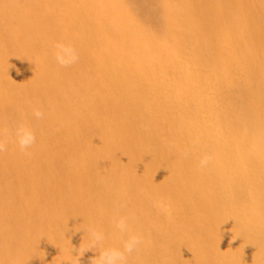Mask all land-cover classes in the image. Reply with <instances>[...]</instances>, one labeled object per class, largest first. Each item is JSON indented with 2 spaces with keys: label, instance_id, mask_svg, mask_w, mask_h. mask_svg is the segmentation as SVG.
<instances>
[{
  "label": "bare ground",
  "instance_id": "bare-ground-1",
  "mask_svg": "<svg viewBox=\"0 0 264 264\" xmlns=\"http://www.w3.org/2000/svg\"><path fill=\"white\" fill-rule=\"evenodd\" d=\"M111 1L115 9L119 0ZM215 1L208 0L225 16L226 32L216 15L198 23L197 36L213 49L231 37L225 52L245 76L211 77L221 102L198 95L175 126L163 124L156 98L129 91L154 87L137 80L127 44L119 58L111 55L112 20L97 0H0V264L72 262L88 246L89 227L103 231V246L121 247L126 237L114 214L142 237L126 264H264V0ZM140 4L138 22L153 42L163 34L178 49L190 40L188 4L176 12L162 0ZM161 18L180 30L158 28ZM60 41L79 52L69 67L54 60ZM178 101L170 104L181 111ZM19 123L36 137L23 151L14 139ZM205 153L214 159L202 169ZM98 254L85 250L79 264H94Z\"/></svg>",
  "mask_w": 264,
  "mask_h": 264
},
{
  "label": "rangeland",
  "instance_id": "rangeland-1",
  "mask_svg": "<svg viewBox=\"0 0 264 264\" xmlns=\"http://www.w3.org/2000/svg\"><path fill=\"white\" fill-rule=\"evenodd\" d=\"M80 1H82V0H80ZM162 1L165 4H167V2H170V4L173 5L171 7L172 9L175 6V9H173V10H175V12L178 10L181 11L180 8L183 5L188 4V7L190 6L188 9V13H189L188 16L191 15V17L190 16L188 17V19H189L188 22L189 23L191 22L190 24L191 25L193 24V26H194V27L191 25L189 26L190 35L192 34L191 35L192 37H190V40L186 41L185 44H182L181 47H178V49L177 48L175 49L172 46V43L167 38H165V36L163 34L160 35V36H162L161 38H156V40L159 41L158 43H160L159 46L157 45L158 44L157 42H153L151 39H149V37L146 35L144 27L140 26V22H138L144 18L143 14L138 13V9H140V6H141L140 0L130 1V2H128L126 0H119L118 3H116L115 9L111 8L112 7V4H111L112 1L111 0H97V4L99 6L103 5V7H101L100 12H103V15L109 20V23H111V20H112V23H111V25H112L111 30L112 31L111 32H112L113 36H112L111 40L115 43V46L113 47V50H112L113 52H111V55L114 58H119L120 57V49L118 47H120L122 45V42L127 44L130 47V52L131 53L133 52V56L130 58L129 64L131 67L134 66L136 69L138 67V69L135 72V74L139 75V76H137V80L139 81L141 78H143L147 83L148 82L151 83V85L154 87V88L150 89L149 86L143 85L144 87L140 88L142 91L141 90H136V91L129 90V91L134 93V94H141V96L146 95L145 98L144 97H142V98L147 100V101H150V102H151L152 97L156 98L158 100L156 105L159 108L164 110V112L159 113L162 116V118L164 117L163 120H165V122L163 124L164 125H168V124L173 125L174 124L176 126L179 124V117L181 115L187 114V112L189 111L188 109L191 108V105L197 104V102H198L197 96L198 95H201L200 98L202 100L212 98V100L215 99V102L220 101L218 99H221V98H218L219 95H218V92H216V89L214 88L215 86L212 83L211 77L214 79L218 73L220 74L223 71L230 73L229 75L232 76L234 79H235V76H236V78L240 79L241 76L242 75L245 76V74H244V72H242L240 67H237L235 59L234 60L231 59L230 53L225 52L226 50L228 51V48H229V46H227V47L225 46L226 42L230 41L231 37L229 38V36H228L227 38H225L222 41L225 43L224 46H221L219 44V45H217L218 49H216L217 47L215 49H213V47L210 45L206 46V48H203L204 44L201 41H199V38H198L199 35L197 36V34H198L197 31L199 30L198 23L200 25H202L205 21V23L203 25L207 26V25H209V23L206 24L207 20H212L213 16L215 18L216 15H217V17L221 16L224 18V19H221L222 23L218 26L221 28H219L218 30H220L221 34H224L226 32V26L227 25L224 23L225 22V16L222 15V13H220L216 8L212 7L215 4V2L219 5H223V4H221V3H223L222 1L218 2V1L214 0L215 2L213 3V5L211 7L209 5L208 0H205L206 2L204 0H194V2L193 1L190 2L191 0H169V1L162 0ZM173 2H174V4H173ZM234 2H236V5L238 6V3H237L238 0H234ZM180 3H181V5H180ZM211 3H212V1H211ZM149 4H150L149 8L155 10L157 3H151L150 2ZM176 5H180V6H176ZM230 5L231 4H228V6H230ZM243 5H245V2ZM243 5L241 4V1H240V6L242 7ZM117 6H118V8H117ZM196 6H198V7H196ZM129 7H130V10H129ZM183 7H182V9H183ZM201 7H204V8H201ZM135 8L137 11H135V13H134ZM176 8H178V10ZM103 9L107 12H105ZM239 9H240V7L238 8V11H240ZM245 9H247L246 6L244 7V10ZM205 10H207V11H205ZM235 11H237V10H235ZM238 11L236 12V14H237L236 16L240 20V18H239L240 12H238ZM160 12H163V11L161 10ZM223 12H225V11L223 10ZM162 19L163 18H161V20ZM200 22H202V23H200ZM131 23H133V24H131ZM113 24H114V26H113ZM238 24H241V23L239 22ZM117 25L118 26L120 25L121 27L120 26L118 27ZM157 27L161 28V29L162 28L168 29L169 30L168 32H170L171 34H176L180 30L178 25H174V24L170 23L168 21V19H164V20H162L161 23H157ZM125 28H126V30L124 31ZM117 31L118 32L121 31L122 33L120 32V34H122V35L119 39L117 38V40H115L114 36L116 37ZM132 37H134V38H132ZM205 41H206V45H207L208 39L206 38ZM216 43L218 44L220 42H217V40L215 39V41L212 42V45L216 44ZM116 46H117V48H116ZM235 46H237V45H235ZM224 48H227V49H224ZM220 54H221V56H220ZM236 57H237V55H236ZM222 59L224 61H222ZM142 60H144V61H142ZM135 61H136V63H135ZM190 61H191V63H190ZM216 61H218V62H216ZM232 61H233V63H232ZM116 66H118V63L116 64ZM177 66H182V67H180L181 70ZM212 66H213V68H212ZM207 68H208V70H207ZM183 69H186V70H183ZM211 69H213V70H211ZM234 69H235V72H234ZM204 70H206V71H204ZM172 71H173V73H171ZM216 71H220V72H216ZM169 72H170V74H168ZM206 72H208L209 74ZM185 74L189 75V77L186 76ZM162 75H164V76H162ZM164 78H166V79H164ZM173 78L174 79L176 78V79L174 80ZM202 78H203V80H202ZM129 80H131V78ZM160 80H163L164 82L159 84L157 81H160ZM222 80H224V79H222ZM241 80H242V78H241ZM204 81H206L207 83H211V85H213V86H211V89L206 88V89H209V90H206L205 88H203L202 84L204 83ZM156 84H158V85H156ZM181 84L183 86H181ZM167 85H169V86H167ZM222 85H223L222 88L224 89L225 86L223 83H222ZM158 86L160 88H158ZM165 88H166V90H165ZM160 90H165L164 95L166 97H164L163 93L159 92ZM195 90H196V92H194ZM222 91L223 90H221V92ZM183 92L185 93V95ZM186 92L188 93V95ZM171 93H173V95ZM189 93H190V95H189ZM169 95H172V96H169ZM215 95L217 96V98ZM181 96L182 97L184 96L183 99L179 98ZM187 96H189V98H187ZM213 97H214V99H213ZM170 98H171V100H170ZM173 98H175L174 106L177 103H179L178 99L182 102L184 107H182L181 111L179 108L174 107V109H173V107H171L170 103H172ZM187 105H189V106H187ZM204 111L208 112L207 110H204ZM205 112H203V113L206 114ZM169 113L171 115H169ZM176 114H177V116H176ZM196 116L197 115H195L192 119L195 120ZM177 120H178V122H177ZM197 127H203V125L200 124V126H197Z\"/></svg>",
  "mask_w": 264,
  "mask_h": 264
},
{
  "label": "clouds",
  "instance_id": "clouds-1",
  "mask_svg": "<svg viewBox=\"0 0 264 264\" xmlns=\"http://www.w3.org/2000/svg\"><path fill=\"white\" fill-rule=\"evenodd\" d=\"M53 57L60 67H69L78 61L79 52L73 44L60 41L54 45ZM32 116L36 119H40L43 113L39 109H34ZM14 139L18 148L22 151L31 148L36 141L35 134L31 128L24 123H19L15 127ZM4 148V142L0 141V151H3ZM213 159L214 157L211 154H202L198 161L199 167L202 169L208 168L212 164ZM112 224L117 232L124 234L126 237L122 240L121 247L103 246V241L105 240L103 231L89 227L86 230L89 239L88 246L79 248L78 253L77 249L75 250L76 254L74 255V261L62 262V264H79L78 258L85 250L97 248L99 254L93 258L94 264H126L127 254L136 250L138 245L142 242V237L139 233L130 231L128 219L125 216L114 214Z\"/></svg>",
  "mask_w": 264,
  "mask_h": 264
}]
</instances>
